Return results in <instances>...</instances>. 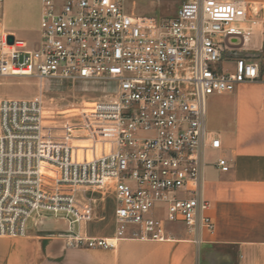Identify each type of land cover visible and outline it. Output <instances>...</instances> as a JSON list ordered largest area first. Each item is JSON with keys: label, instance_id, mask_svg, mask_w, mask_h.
<instances>
[{"label": "built area", "instance_id": "built-area-1", "mask_svg": "<svg viewBox=\"0 0 264 264\" xmlns=\"http://www.w3.org/2000/svg\"><path fill=\"white\" fill-rule=\"evenodd\" d=\"M125 1L43 0L35 46L0 36L2 78H32L42 88L55 80H102L115 91L87 116L101 146L88 163L76 162L72 138L45 139L42 97L0 103V237H24L31 221L47 216L69 222L66 237L75 248L164 242L173 224L189 233L215 231L203 174L222 141L208 132V100L264 82L262 65L241 56L256 51L264 0H178L171 19L137 14ZM214 166L233 168L226 158ZM110 186L116 233L89 237L82 227L94 203L77 193Z\"/></svg>", "mask_w": 264, "mask_h": 264}, {"label": "crops", "instance_id": "crops-1", "mask_svg": "<svg viewBox=\"0 0 264 264\" xmlns=\"http://www.w3.org/2000/svg\"><path fill=\"white\" fill-rule=\"evenodd\" d=\"M42 1L3 0L0 27L19 39L21 33L11 26L12 14L36 10L39 34ZM253 43L255 52L264 56V31H257ZM207 129L222 141L203 174L213 233H189L173 224L164 242L127 239L115 250H77L67 246V221L47 216L31 221L24 237H0V264H264V82L240 84L233 93L211 96ZM94 150L92 144L75 147L76 162H91ZM219 158L232 162L229 173L214 166ZM84 229L89 237L111 238L117 225Z\"/></svg>", "mask_w": 264, "mask_h": 264}, {"label": "rangeland", "instance_id": "rangeland-1", "mask_svg": "<svg viewBox=\"0 0 264 264\" xmlns=\"http://www.w3.org/2000/svg\"><path fill=\"white\" fill-rule=\"evenodd\" d=\"M128 9L136 4L137 14L148 15L160 19H171L175 17L179 9L178 0H126ZM12 27L21 37L18 39L15 32H10L0 27V36L3 34L15 35L20 42L32 48L36 44L39 34L35 31L38 25L39 13L35 11L17 12L12 14ZM246 57L245 55H243ZM248 57L257 60L262 65L264 74V56L252 51ZM260 60V61H259ZM115 94L114 86L102 80L92 81H67L55 80L41 84L32 78H2L0 77V103L9 99H34L42 97L45 114V139L55 143L66 142L70 137L72 147L86 144L96 146L100 137L93 132L98 131L87 116L91 115L97 103L106 102ZM92 132V133H91ZM91 136H90V135ZM99 155V153L97 152ZM76 156V155H75ZM95 158V154L93 158ZM79 200L86 204V198L92 199L94 205V216L90 222L83 224L90 227L114 226L117 204L113 188L106 190L89 189L88 193H77ZM86 234V233H85ZM67 246L68 239H66ZM77 250L79 248H76Z\"/></svg>", "mask_w": 264, "mask_h": 264}, {"label": "water", "instance_id": "water-1", "mask_svg": "<svg viewBox=\"0 0 264 264\" xmlns=\"http://www.w3.org/2000/svg\"><path fill=\"white\" fill-rule=\"evenodd\" d=\"M8 41H9L10 44H12V43L14 42V39H12V38H8ZM241 56H243V55H241ZM245 56H246V55H245ZM243 57H244V56H243ZM246 57L249 58L248 55H247ZM67 226H68V230H69L70 226H69V222H68V221H67Z\"/></svg>", "mask_w": 264, "mask_h": 264}, {"label": "bare ground", "instance_id": "bare-ground-1", "mask_svg": "<svg viewBox=\"0 0 264 264\" xmlns=\"http://www.w3.org/2000/svg\"><path fill=\"white\" fill-rule=\"evenodd\" d=\"M8 38L14 39V35H9Z\"/></svg>", "mask_w": 264, "mask_h": 264}]
</instances>
